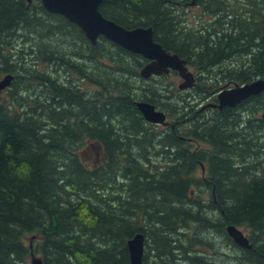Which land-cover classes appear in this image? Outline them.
Returning a JSON list of instances; mask_svg holds the SVG:
<instances>
[{"label": "trees", "instance_id": "16d2710c", "mask_svg": "<svg viewBox=\"0 0 264 264\" xmlns=\"http://www.w3.org/2000/svg\"><path fill=\"white\" fill-rule=\"evenodd\" d=\"M191 2L100 7L129 29L151 26L200 72L180 89L176 72L143 78L144 56L103 36L92 44L41 0H0V79L14 76L0 93V264H29L32 251L44 264H131L139 232L144 264H217L195 252L204 228L215 258V237L232 248L220 264H264V90L200 110L224 82L264 79V0ZM140 101L169 125L146 121ZM87 140L102 147L98 163L81 155ZM228 225L248 229L252 247Z\"/></svg>", "mask_w": 264, "mask_h": 264}, {"label": "water", "instance_id": "95a60500", "mask_svg": "<svg viewBox=\"0 0 264 264\" xmlns=\"http://www.w3.org/2000/svg\"><path fill=\"white\" fill-rule=\"evenodd\" d=\"M30 3L32 0H28ZM43 6L51 13L66 17L70 22L78 25L87 38L93 43L98 42L100 36L117 43L127 50L143 55L149 61L141 69L144 78L153 75L177 71L184 79L180 83L181 89L192 87L195 84L194 73L189 70L187 61L177 53L166 50L161 43L154 38V30L150 27L138 26L127 28L116 21L107 18L101 12L100 7L103 0H41ZM197 0H192L195 5ZM13 75H6L0 80V92L6 89ZM264 90V79H257L245 84H236L234 87L223 89L218 93V103H211L207 106L224 108L234 107L242 100L258 94ZM138 107L146 120L153 123H164L166 115L163 111L156 109L155 105L141 101ZM205 108V107H204ZM264 117V114H263ZM227 231L234 241L242 247L251 248L248 236L234 225H228ZM127 247L130 254L131 264H144L145 235L142 232L135 234L128 239ZM32 264H44L40 257H33Z\"/></svg>", "mask_w": 264, "mask_h": 264}, {"label": "rangeland", "instance_id": "374dc122", "mask_svg": "<svg viewBox=\"0 0 264 264\" xmlns=\"http://www.w3.org/2000/svg\"><path fill=\"white\" fill-rule=\"evenodd\" d=\"M195 8V7H194ZM201 9L200 7H196L193 11H190L188 12L190 17H191V21L192 23L194 22L193 19H197V18H194V13H198L200 12ZM187 24V23H186ZM184 25H185V22H184ZM190 69L194 72V73H197L198 76H200V72L195 69V68H192L190 67ZM182 81V78L177 75L176 77V84L178 85L180 82ZM200 83V82H199ZM226 83L224 82L222 84V86H224ZM101 150H102V147L98 144V143H94L93 141L91 140H87L85 146L80 150L81 152V155L83 156V158L86 160V161H93L95 163H98L100 160H101ZM201 174V171L199 172V175ZM202 190L199 191V193L201 192ZM196 197V195H195ZM208 198V195L207 193H203L202 194V200L204 199H207ZM208 217V216H207ZM209 221V220H208ZM209 230V229H208ZM206 228H204L203 230H197V234L196 236L199 237L201 240H200V244L199 245H196L195 247V252H198V251H201V252H204L206 253V255L208 256L209 259H211L213 262L217 263V264H220V262H227L228 263V260L231 256L230 252H232V248H230L228 245H226L224 243V239H222V236H218V237H215L217 240L216 241H219L218 243V246L220 248L219 250V253L220 254H217L216 258L215 256H213L212 253H215L212 249L211 246H209V242H210V238H213L215 235H213L212 233H210ZM244 232L246 234H248V229L246 228H243ZM37 236L36 235H32L29 237H27L25 239V242L27 245H30L32 246L34 241L37 240ZM228 248H229V251H228ZM207 251V252H206ZM209 253V254H208ZM229 253V254H228ZM229 255V256H228ZM41 257V255L39 253H35L34 251L31 253L30 257H29V264H32V259L33 257ZM243 262H241L242 264ZM243 264H246L243 263Z\"/></svg>", "mask_w": 264, "mask_h": 264}, {"label": "bare ground", "instance_id": "6f19581e", "mask_svg": "<svg viewBox=\"0 0 264 264\" xmlns=\"http://www.w3.org/2000/svg\"><path fill=\"white\" fill-rule=\"evenodd\" d=\"M195 254V253H194Z\"/></svg>", "mask_w": 264, "mask_h": 264}]
</instances>
